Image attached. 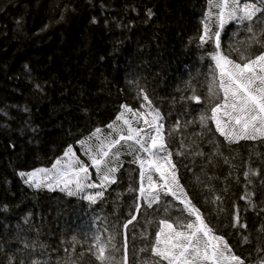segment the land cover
I'll return each mask as SVG.
<instances>
[{"label": "trees", "instance_id": "obj_1", "mask_svg": "<svg viewBox=\"0 0 264 264\" xmlns=\"http://www.w3.org/2000/svg\"><path fill=\"white\" fill-rule=\"evenodd\" d=\"M212 11L208 19V0H0V264H100L96 236L105 243L113 238L117 264L125 240L127 264H141L151 254L139 250L150 248L157 222L187 216L171 196L161 194L151 207L140 197L134 161L147 154L130 142L112 149L129 148L118 161L110 153L116 183L94 204L82 195L34 190L19 175L52 168L69 147L88 157L79 141L97 128L102 138L124 105L148 120L159 111L192 203L245 264H264V141L229 144L214 124L212 131L199 124L215 65L214 37L200 39L205 23L210 36L218 30V10ZM262 18L264 12L254 17V32ZM247 23L230 21L219 30L220 50L232 59L248 46ZM258 38L264 42V35ZM126 117L155 134L143 119ZM115 123L127 135V125ZM88 144L94 153L98 141ZM249 169L259 174L245 178ZM89 171L99 182L95 169ZM237 211L246 228L233 226Z\"/></svg>", "mask_w": 264, "mask_h": 264}, {"label": "snow or ice", "instance_id": "obj_2", "mask_svg": "<svg viewBox=\"0 0 264 264\" xmlns=\"http://www.w3.org/2000/svg\"><path fill=\"white\" fill-rule=\"evenodd\" d=\"M208 4V19L213 17L212 9L218 10L215 13L218 30L210 36V27L205 23L204 35L200 37L201 42L214 37L215 48L211 59L215 65L211 81L207 86L209 98L207 107L199 116V124L205 131H212L209 124H214V131L229 144H238L240 141H264V42L258 38L264 35V18L258 21L261 26L260 33L254 32L252 25L257 13L264 12V0H255L252 3H242L241 0H208ZM147 15H153L150 9ZM230 21L241 24L247 21L246 31L251 34L248 46L243 51L238 50L236 59L230 58L231 53L220 50L219 30ZM253 44L257 46L255 52L252 51ZM143 99L148 100V97L145 95ZM194 99L199 102V97ZM123 108L124 111L116 116L115 121H122L123 125H127V135L123 134L114 121L107 127L117 134V139H109L105 144L100 138L102 130L97 128L90 137L79 141L81 147L85 149V154L89 156L91 165L84 164L69 147L64 153L67 160L63 162V167H61L62 161L57 160L51 170L21 172L19 175L24 183L36 189L43 187L53 191L59 187L68 196L82 195L84 199L94 204L98 197L104 196L108 185L116 183L114 174L118 168L110 166L113 161L108 158L111 153L114 160L118 161L120 152L118 149L112 152V149L120 145L121 141H124L128 147H132L129 142H133L138 146L137 151L147 154L146 158L137 157L134 161L140 166L138 189L140 197L147 201L148 207H151L160 202L161 194L171 196L183 205L181 212L187 213V216L177 218L174 222H169L172 220L169 216L157 222L150 248L139 250L149 251L151 254L149 261H142L141 264H245V261L232 251L225 237L217 235L205 221L200 209L192 203L180 183L176 165L172 162L173 153L169 150L165 139L163 117L159 111L154 109L150 113L151 120H148L142 111L133 112L127 105ZM128 112L133 114L137 123L143 119L155 134L145 133L144 129L133 127L132 122L126 117ZM93 138L99 141L95 153L88 144ZM227 162L225 159V163ZM90 166L95 169L99 182L92 180ZM250 173L259 174L258 170L249 169L244 173L245 178ZM248 182L251 183L250 180ZM86 189H100V191L92 195L88 194ZM251 195L246 194L245 197L249 199V203H251ZM215 200H220V197H215ZM164 210L167 211L166 208ZM135 211L137 213L140 211L139 205L136 206ZM135 219L136 216L132 215L123 227L127 229ZM236 225L247 227L246 224H240L238 211L233 226ZM94 239L97 261L100 264H117L115 256L117 249L112 244L113 238L110 237L106 243L100 236ZM242 240L247 243L248 237L244 236ZM127 261L125 240L124 253L119 264H127Z\"/></svg>", "mask_w": 264, "mask_h": 264}, {"label": "rangeland", "instance_id": "obj_3", "mask_svg": "<svg viewBox=\"0 0 264 264\" xmlns=\"http://www.w3.org/2000/svg\"><path fill=\"white\" fill-rule=\"evenodd\" d=\"M124 130H123V134H124ZM116 133L115 132H113L111 129H108L107 130V132H104V135H103V137L101 138V140H104V142H105V144H107L108 143V141H109V139H112L113 138V136L115 135ZM98 143H99V141H98ZM130 143H133V142H130ZM134 144V143H133ZM128 147L127 146H125V147H122L121 149H120V154H122L123 153V151H128ZM73 151L75 152V150L73 149ZM97 151V147H96V149H95V152ZM94 152V153H95ZM82 153V152H81ZM75 154H76V156L77 157H79V159L81 160V161H83L84 162V164H89V165H91V161H90V158H89V156L88 157H86V156H83V153L81 154V156H79L76 152H75ZM112 156V155H111ZM59 160H61L62 161V165H61V167H63V162L64 161H66L67 160V157H62L61 159H59ZM55 165V164H54ZM91 167V166H90ZM53 168V167H52ZM52 168H49V170H51ZM92 169H94L93 167H92ZM90 172V171H89ZM91 174H92V180L94 181V177H95V174L93 173V172H90ZM95 182V181H94ZM146 184H147V182L145 181V186H146ZM32 189H34V190H46V191H50V192H53V190H49L48 188H40V189H36V188H34V187H32ZM86 190H93V191H95L96 189H86ZM54 191H58V192H63V193H66V192H64V191H61L60 190V188L59 187H57Z\"/></svg>", "mask_w": 264, "mask_h": 264}]
</instances>
